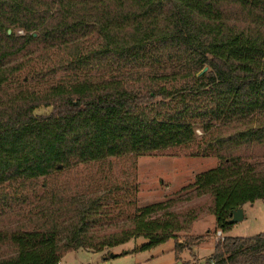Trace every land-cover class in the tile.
Returning <instances> with one entry per match:
<instances>
[{
    "label": "trees",
    "instance_id": "trees-1",
    "mask_svg": "<svg viewBox=\"0 0 264 264\" xmlns=\"http://www.w3.org/2000/svg\"><path fill=\"white\" fill-rule=\"evenodd\" d=\"M190 142L218 165L167 201L138 207L134 177L48 182ZM41 179L34 199L0 198L16 217L0 229L12 250L0 264L140 238L135 252L175 240L177 256L199 218L184 204L199 198L228 232L234 211L264 199V0H0V187ZM211 260L264 264V235L225 237Z\"/></svg>",
    "mask_w": 264,
    "mask_h": 264
},
{
    "label": "rangeland",
    "instance_id": "rangeland-1",
    "mask_svg": "<svg viewBox=\"0 0 264 264\" xmlns=\"http://www.w3.org/2000/svg\"><path fill=\"white\" fill-rule=\"evenodd\" d=\"M232 19L238 18L240 11L231 8ZM50 110L41 108L37 114H45ZM203 136L201 130L196 131L195 138L200 140ZM190 142L173 149L156 152L148 156H127L118 159H109L106 162L91 163L79 166L78 169L65 175L53 176L48 182L62 181L65 177L70 179V184H86L102 175L111 176L112 181L121 185L131 181L132 177L138 184V207L167 201L195 181L201 172L207 171L218 165L215 157H196L197 143ZM44 180L23 186L0 187V198L5 194L25 193L34 199L35 195L42 194L41 185ZM89 182V183H90ZM62 185H60V188ZM36 193V194H35ZM186 207L193 206L199 212L198 220L187 233L179 234L178 243L187 245L176 256L175 240L144 252H135L147 240L140 238L127 244L107 249L104 252L77 250L69 252L62 259L61 264H213L211 256L215 245L222 242L225 237H217L221 231L216 224V218L209 212L210 200L208 198L194 199ZM7 209L1 207L0 200V229L14 227L16 217L6 213ZM245 219L226 232L227 237L248 238L264 235V199L244 206ZM133 212V211H132ZM222 232V231H221ZM223 233V232H222ZM196 237V238H195ZM195 238V239H193ZM10 248L0 250V256L11 254Z\"/></svg>",
    "mask_w": 264,
    "mask_h": 264
},
{
    "label": "water",
    "instance_id": "water-1",
    "mask_svg": "<svg viewBox=\"0 0 264 264\" xmlns=\"http://www.w3.org/2000/svg\"><path fill=\"white\" fill-rule=\"evenodd\" d=\"M244 219H245V211L242 207L234 211L232 218L228 221V224L235 225L239 222H242Z\"/></svg>",
    "mask_w": 264,
    "mask_h": 264
},
{
    "label": "built area",
    "instance_id": "built-area-1",
    "mask_svg": "<svg viewBox=\"0 0 264 264\" xmlns=\"http://www.w3.org/2000/svg\"><path fill=\"white\" fill-rule=\"evenodd\" d=\"M222 236H223V233H222L221 231H219V232L217 233V237H218V238H222Z\"/></svg>",
    "mask_w": 264,
    "mask_h": 264
},
{
    "label": "crops",
    "instance_id": "crops-1",
    "mask_svg": "<svg viewBox=\"0 0 264 264\" xmlns=\"http://www.w3.org/2000/svg\"><path fill=\"white\" fill-rule=\"evenodd\" d=\"M201 173H202V172H201ZM246 205H247V204H246ZM243 209H244V207H243ZM225 235H226V234H225V233H223V236H224V237H227V236H225ZM60 264H61V263H60Z\"/></svg>",
    "mask_w": 264,
    "mask_h": 264
}]
</instances>
